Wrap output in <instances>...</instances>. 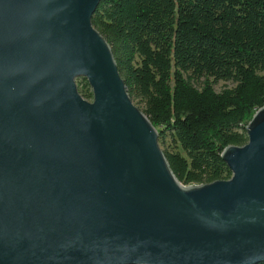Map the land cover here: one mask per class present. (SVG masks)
Masks as SVG:
<instances>
[{"label":"water","instance_id":"obj_1","mask_svg":"<svg viewBox=\"0 0 264 264\" xmlns=\"http://www.w3.org/2000/svg\"><path fill=\"white\" fill-rule=\"evenodd\" d=\"M100 1L0 0V264L263 263L264 106L220 155L229 180L182 185Z\"/></svg>","mask_w":264,"mask_h":264},{"label":"trees","instance_id":"obj_2","mask_svg":"<svg viewBox=\"0 0 264 264\" xmlns=\"http://www.w3.org/2000/svg\"><path fill=\"white\" fill-rule=\"evenodd\" d=\"M91 24L176 179L229 180L220 155L247 143L245 127L264 106V0H101ZM221 82L233 86L215 91ZM80 84L91 101L86 79Z\"/></svg>","mask_w":264,"mask_h":264},{"label":"rangeland","instance_id":"obj_3","mask_svg":"<svg viewBox=\"0 0 264 264\" xmlns=\"http://www.w3.org/2000/svg\"><path fill=\"white\" fill-rule=\"evenodd\" d=\"M80 80L81 79H77V81H76V84H77V89H78V86H82L81 84H80ZM79 82V83H78ZM233 85H232V83H223V82H221V83H218L217 85H215L214 86V89H215V91H217V92H219V91H221L222 89H224V88H230V87H232ZM138 106V105H137ZM138 108H142V106H138ZM165 149H170V142H169V140H166V142H165V145L163 146ZM161 148V147H160ZM162 149V148H161Z\"/></svg>","mask_w":264,"mask_h":264}]
</instances>
